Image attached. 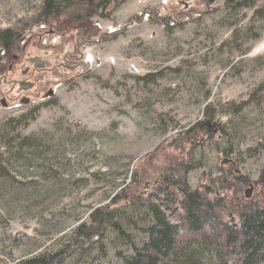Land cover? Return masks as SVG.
Returning a JSON list of instances; mask_svg holds the SVG:
<instances>
[{
    "label": "rangeland",
    "instance_id": "1",
    "mask_svg": "<svg viewBox=\"0 0 264 264\" xmlns=\"http://www.w3.org/2000/svg\"><path fill=\"white\" fill-rule=\"evenodd\" d=\"M40 1L0 0V28L34 16ZM205 10L197 0H125L112 19L94 18L98 34L90 43L67 41L54 25H34L22 33L8 61L0 57V63L6 61L1 81L14 56L20 57L16 75H7L14 79L21 77L28 57L46 59L53 52L62 59L76 45L83 56L79 70L50 75L59 103L43 107L26 131L41 135V155L31 150L28 160H11L13 179L0 178V264L59 249L136 171L152 194L153 183L179 160L169 146L173 135L201 119L207 105L232 135L233 163L226 167L251 181L259 178L264 154L244 152L263 141L264 116L252 107L240 116L222 114L221 106L246 101L264 82V19L252 25L253 10L230 13L222 1L211 13ZM168 17L178 23L169 35ZM146 75L151 84L135 79ZM10 90L0 85V121L27 108ZM47 90L33 89L31 104L48 101ZM63 127H71L70 132H58ZM224 147L226 139L216 133L197 149L194 161L200 167L187 176L193 189H204L209 175L221 186ZM172 201L182 202L181 196L174 193ZM168 213L171 221H179L175 211ZM104 242L105 255L88 243L87 251H78L67 264H121L111 240Z\"/></svg>",
    "mask_w": 264,
    "mask_h": 264
},
{
    "label": "trees",
    "instance_id": "2",
    "mask_svg": "<svg viewBox=\"0 0 264 264\" xmlns=\"http://www.w3.org/2000/svg\"><path fill=\"white\" fill-rule=\"evenodd\" d=\"M121 1L125 0H41L34 16L16 27L0 28V57L8 61L22 33L34 25H54L59 30L57 34L68 37L67 41L90 43L98 34L94 18L112 19ZM217 1H222L230 13L253 10L252 25L264 19L262 0H197V3L205 6L203 14H209ZM165 21L169 35L178 23L173 17ZM4 64L6 61L0 63V73L6 69ZM135 79L151 84L150 75ZM46 96L48 101L42 105L27 104L22 113L0 121V178L13 179L15 168L11 160L23 162L28 160L31 150L41 152V135L26 131L39 118L43 107L59 103L53 94ZM251 107L264 116V82L249 93L246 101L239 104L230 101L221 109L222 114L240 116ZM214 110L213 105H207L201 119L183 133L173 135L169 146L174 147L179 160L153 183L152 194H147L148 186L141 184L136 171L133 180L109 203L93 209L59 249L29 256L15 264H67L78 251L85 253L84 246L92 243L93 238L96 240L92 244L102 256L104 240H111L121 264H264V164L256 181L226 167L233 163L232 135ZM262 126L263 141L244 153L264 154V123ZM66 130L70 132L71 127L59 128L58 132ZM216 133L227 143L221 151L226 164L220 169L221 186L216 184V177L209 175L204 189H193L187 176L200 167L194 161L195 152L207 140H213ZM174 193L181 196L182 202L172 201ZM170 209L179 221H171Z\"/></svg>",
    "mask_w": 264,
    "mask_h": 264
},
{
    "label": "flooded vegetation",
    "instance_id": "3",
    "mask_svg": "<svg viewBox=\"0 0 264 264\" xmlns=\"http://www.w3.org/2000/svg\"><path fill=\"white\" fill-rule=\"evenodd\" d=\"M74 49L75 51L65 53L62 56V59L60 54H54L53 52H50L49 55H45L46 59H39L38 57H34V60L31 57L23 59L25 64L21 69V77L17 79H14L13 77L16 75V67L18 66L20 57L14 56V59L9 66V72L3 75L0 85H10L11 90L9 93H15V96L20 98L23 104L26 105L34 102L32 101L33 97L31 91L35 88H40L43 91L48 87L46 95L53 94L51 84L54 80H51V76L61 74L60 71L69 73L74 72V70H79L81 67L83 56H81V51L77 45ZM9 74L14 76L9 78L7 77ZM26 87L28 88L26 89ZM1 101L2 103L5 102L7 104L6 98H2Z\"/></svg>",
    "mask_w": 264,
    "mask_h": 264
},
{
    "label": "water",
    "instance_id": "4",
    "mask_svg": "<svg viewBox=\"0 0 264 264\" xmlns=\"http://www.w3.org/2000/svg\"><path fill=\"white\" fill-rule=\"evenodd\" d=\"M28 87H26V89H27ZM22 102V101H21ZM23 103V102H22Z\"/></svg>",
    "mask_w": 264,
    "mask_h": 264
}]
</instances>
